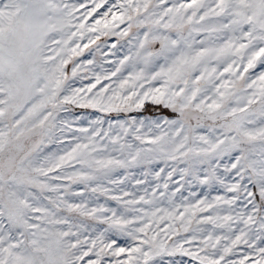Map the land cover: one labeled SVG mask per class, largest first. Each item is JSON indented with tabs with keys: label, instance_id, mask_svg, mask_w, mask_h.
<instances>
[{
	"label": "snow or ice",
	"instance_id": "snow-or-ice-1",
	"mask_svg": "<svg viewBox=\"0 0 264 264\" xmlns=\"http://www.w3.org/2000/svg\"><path fill=\"white\" fill-rule=\"evenodd\" d=\"M0 264H264V0H0Z\"/></svg>",
	"mask_w": 264,
	"mask_h": 264
},
{
	"label": "rangeland",
	"instance_id": "rangeland-1",
	"mask_svg": "<svg viewBox=\"0 0 264 264\" xmlns=\"http://www.w3.org/2000/svg\"><path fill=\"white\" fill-rule=\"evenodd\" d=\"M113 39H115V38H113ZM111 58V57H110Z\"/></svg>",
	"mask_w": 264,
	"mask_h": 264
}]
</instances>
